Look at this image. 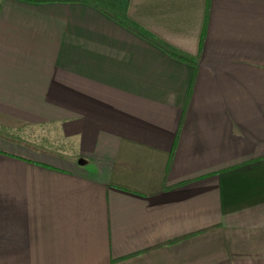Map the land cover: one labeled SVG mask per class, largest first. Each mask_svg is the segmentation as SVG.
Returning <instances> with one entry per match:
<instances>
[{"label": "crops", "instance_id": "0c3cea01", "mask_svg": "<svg viewBox=\"0 0 264 264\" xmlns=\"http://www.w3.org/2000/svg\"><path fill=\"white\" fill-rule=\"evenodd\" d=\"M0 264H264V0H0Z\"/></svg>", "mask_w": 264, "mask_h": 264}, {"label": "trees", "instance_id": "16d2710c", "mask_svg": "<svg viewBox=\"0 0 264 264\" xmlns=\"http://www.w3.org/2000/svg\"><path fill=\"white\" fill-rule=\"evenodd\" d=\"M168 52H169L170 54H172V55H174V56L180 58V59L187 60V61L190 60V59L184 58V57H182V56L176 55V54H174V53L171 52V51H168Z\"/></svg>", "mask_w": 264, "mask_h": 264}]
</instances>
